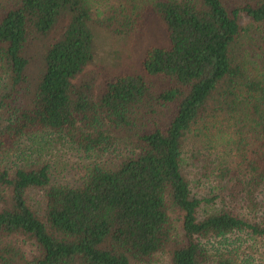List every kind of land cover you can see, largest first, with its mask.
I'll list each match as a JSON object with an SVG mask.
<instances>
[{"label":"trees","instance_id":"1","mask_svg":"<svg viewBox=\"0 0 264 264\" xmlns=\"http://www.w3.org/2000/svg\"><path fill=\"white\" fill-rule=\"evenodd\" d=\"M241 12L258 28L253 66L234 54ZM153 19L166 43L148 44L140 64L168 83L120 72L95 94L81 73L97 38L143 35ZM60 147L78 155L73 179L54 175ZM158 254L264 264V0H0V264Z\"/></svg>","mask_w":264,"mask_h":264},{"label":"rangeland","instance_id":"2","mask_svg":"<svg viewBox=\"0 0 264 264\" xmlns=\"http://www.w3.org/2000/svg\"><path fill=\"white\" fill-rule=\"evenodd\" d=\"M228 6H235L241 3V0H224ZM238 22L242 29V37L240 42L234 45V54L237 59L243 61L246 57L247 61L250 63L248 56L246 55L245 49L249 47V44L255 42L258 39V28L257 25L244 13L241 12L238 16ZM65 20H61L60 23L50 32L46 37H42L37 41L41 52L44 47L48 46L62 31ZM147 27V31L142 35L133 36L131 38L118 39L115 36L105 37L96 40V53L95 58L91 63L85 66L81 73V77H93V91L98 94L102 88L103 83L113 75L120 72H138L143 74L145 79L151 84L154 89H159L164 87L168 80L163 77L150 76L145 74L141 68V59L144 50L148 47V44H159L162 45L166 43L164 28L159 25L157 19L151 20ZM120 51L119 59L116 60L115 53ZM39 51V50H38ZM33 53V52H32ZM40 53L35 52L33 57L30 59L29 66L27 68V76L30 80H34L40 71ZM251 63L254 61L251 59ZM250 63L251 66H253ZM169 107V106H168ZM170 108V107H169ZM164 112V107L160 109V113ZM167 111L165 108L164 115ZM163 115V116H164ZM53 149L49 155V158L55 166V176L58 181H65L69 178H75L79 175V163L78 155L74 153L73 150H66L60 147ZM48 155V156H49ZM5 161L9 159L5 158ZM9 165V164H6ZM212 247L218 249L219 247L214 242H211ZM211 252H215L216 250ZM242 254L249 255L248 250L242 252ZM253 257V256H252ZM150 264H166V258L163 254H158L153 259Z\"/></svg>","mask_w":264,"mask_h":264}]
</instances>
